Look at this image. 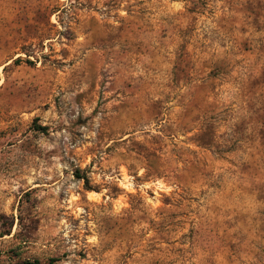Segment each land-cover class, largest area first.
<instances>
[{"label": "rangeland", "instance_id": "374dc122", "mask_svg": "<svg viewBox=\"0 0 264 264\" xmlns=\"http://www.w3.org/2000/svg\"><path fill=\"white\" fill-rule=\"evenodd\" d=\"M32 260L264 264V0H0V264Z\"/></svg>", "mask_w": 264, "mask_h": 264}, {"label": "trees", "instance_id": "16d2710c", "mask_svg": "<svg viewBox=\"0 0 264 264\" xmlns=\"http://www.w3.org/2000/svg\"><path fill=\"white\" fill-rule=\"evenodd\" d=\"M15 62L16 63L20 62V60L17 59ZM83 180H84V182H87L85 179H83ZM10 264H42V263L40 261H38V260H32V261H15V262H12Z\"/></svg>", "mask_w": 264, "mask_h": 264}]
</instances>
